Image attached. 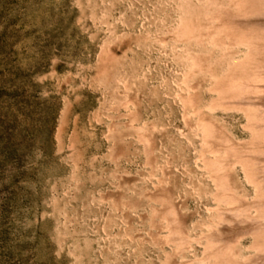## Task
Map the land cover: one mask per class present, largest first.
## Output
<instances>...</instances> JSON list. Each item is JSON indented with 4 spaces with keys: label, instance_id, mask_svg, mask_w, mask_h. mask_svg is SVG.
Returning <instances> with one entry per match:
<instances>
[{
    "label": "rangeland",
    "instance_id": "obj_1",
    "mask_svg": "<svg viewBox=\"0 0 264 264\" xmlns=\"http://www.w3.org/2000/svg\"><path fill=\"white\" fill-rule=\"evenodd\" d=\"M261 10L0 0V264H264L246 226L224 262L204 255L218 220L204 159L224 164L229 193L264 192L243 166L264 149L263 105L244 96L264 88L250 83L264 81V25L238 21Z\"/></svg>",
    "mask_w": 264,
    "mask_h": 264
},
{
    "label": "bare ground",
    "instance_id": "obj_2",
    "mask_svg": "<svg viewBox=\"0 0 264 264\" xmlns=\"http://www.w3.org/2000/svg\"><path fill=\"white\" fill-rule=\"evenodd\" d=\"M255 15L257 17V14ZM258 16L259 19L254 20V16L251 17L249 15H243L241 16V18H239L238 21L242 24H251L255 21H259V23H262L264 25V11L259 13ZM250 83H252L253 87L259 88L261 86H264V81L259 77V75L256 76L254 80L250 81ZM244 96H247V98L245 97V102L263 105L259 107L260 112L258 123L259 125L264 126V88H259L257 92L252 94H246ZM213 133L214 131L210 126H207L205 128L204 139L206 142L213 137ZM146 148L147 150H149L148 148H150L148 146V142H146ZM251 157L252 158H250L249 160H246L245 162L243 161V166L250 178V180L249 178L248 180L254 182L259 190L262 185H264V149H260L256 155ZM204 161L205 167L211 172L214 184L216 185L214 199H216L217 204L211 210L215 212L213 213L214 216L218 217L217 222L214 225H211L210 228L204 234V238L206 241L204 251L205 257H213L219 262H224V247L227 246L228 243L235 239L240 233L247 232L248 229H245L246 227H250L249 230H254L256 238L255 240L259 241V243H257L255 246L257 248H260L261 245L264 246V192H262L261 190L260 195H258L256 199L251 203L245 201L246 199H242L229 193L224 178L225 176L222 172V170L224 169V164L221 162V160L210 158L204 159ZM249 163H251L252 165H250ZM253 206L257 209L258 217L247 216V210L250 208L252 209ZM163 213L167 217V220L171 226L170 239L173 242H176L177 244L183 243L186 238H184L185 236H182L181 232L177 228V222L175 221L174 213L171 210V207H169L168 205H164ZM263 246L262 248H264ZM261 254L262 251L257 256H260ZM262 258L264 260V257ZM258 261L260 260H256L255 262ZM246 262H249V260H246L245 263ZM241 263L243 264V262Z\"/></svg>",
    "mask_w": 264,
    "mask_h": 264
}]
</instances>
